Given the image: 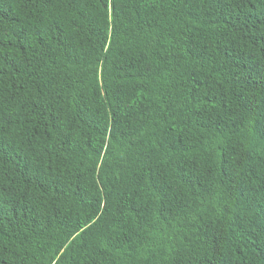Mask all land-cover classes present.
I'll return each instance as SVG.
<instances>
[{
    "label": "trees",
    "instance_id": "obj_1",
    "mask_svg": "<svg viewBox=\"0 0 264 264\" xmlns=\"http://www.w3.org/2000/svg\"><path fill=\"white\" fill-rule=\"evenodd\" d=\"M0 264H264V0H0Z\"/></svg>",
    "mask_w": 264,
    "mask_h": 264
}]
</instances>
